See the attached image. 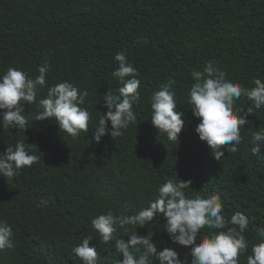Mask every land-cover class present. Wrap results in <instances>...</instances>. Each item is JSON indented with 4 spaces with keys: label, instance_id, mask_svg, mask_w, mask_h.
<instances>
[{
    "label": "trees",
    "instance_id": "1",
    "mask_svg": "<svg viewBox=\"0 0 264 264\" xmlns=\"http://www.w3.org/2000/svg\"><path fill=\"white\" fill-rule=\"evenodd\" d=\"M121 51L141 80V100L133 107L137 125L97 143L93 129L107 112L103 95L121 87L111 76ZM210 60L246 88L255 78L264 81V0H0V75L15 67L35 78L47 61V84L37 99L68 81L88 91L82 107L91 113L88 133L76 140L53 118H29L25 131L0 129V153L23 140L30 154H42L13 179L0 175V220L14 233V246L0 251V264H82L72 250L89 235L101 264H115L118 254L100 243L92 219L108 210L130 215L147 207L157 186L176 175L191 180L190 197L197 191L219 195L226 218L236 211L249 217L244 235L250 254L260 240L256 228L264 227V148L250 153L254 132L264 128V107L255 109L243 96L237 100L235 108H253L241 128L242 143L235 154L212 158L187 105L191 71H203ZM169 80L185 121L177 145L150 122V96ZM25 111L34 116L37 108L26 105ZM41 198H50L48 206L37 207ZM164 222L158 217L157 224L134 231L143 236L153 230L158 251L171 247L191 264V246L172 244ZM208 231L201 229V237ZM114 235L128 240L122 229Z\"/></svg>",
    "mask_w": 264,
    "mask_h": 264
},
{
    "label": "clouds",
    "instance_id": "2",
    "mask_svg": "<svg viewBox=\"0 0 264 264\" xmlns=\"http://www.w3.org/2000/svg\"><path fill=\"white\" fill-rule=\"evenodd\" d=\"M118 67L111 76L121 85L117 93L108 91L103 95L102 104L107 112L101 115L93 129V139L99 143L105 135L115 140L124 136V130L137 125L134 105L140 103L138 88L141 80L138 70L121 51L115 57ZM51 65L45 61L38 66V75L31 78L19 68L9 67L0 75V129H25L31 121L53 118L60 132L73 140L81 133H88L91 113L86 107L87 90H79L68 81L48 87L46 96L38 94L46 84ZM194 81L188 93L187 105L194 118L199 120L195 128L200 141L210 148V155L220 161L224 153L235 154L242 143L241 128L249 123L247 117L253 114V108H235L242 96L251 101L255 109L264 107V81L253 80L254 87L246 88L226 78V72L213 61L204 65L203 71L192 70ZM174 81L162 84L150 96V122L165 134L167 140L177 145L179 134L184 127L183 113L177 110L172 91ZM34 104L37 112L34 116L25 115V106ZM246 109V110H245ZM264 148V128L255 131L251 139L250 153L259 155ZM41 153L30 154L23 140L15 146H8L0 153V175L13 179L21 169L31 167L41 160ZM191 180L183 181L176 177L166 179L156 188V197L145 208L133 214L118 213L112 210L99 214L91 221V227L102 245H111L118 254L115 264H185L179 254L171 247L158 251L153 242V230L146 235H138L135 227L157 224V218L163 217V230L172 244L190 247L191 264H239V258L246 256V264H264V227H257L258 243L249 242L244 233L250 220L240 211L230 218L223 214L224 205L219 195L202 196L198 191L194 197L186 194ZM49 199L41 198L37 207H46ZM129 226L133 228L129 233ZM209 231L201 237L200 230ZM118 229L128 236V240L117 239ZM14 233L6 220H0V251L12 248ZM199 238V239H198ZM91 235L84 236L72 250L82 264H101L97 246H90ZM114 241V243H112ZM138 253V255H137ZM122 257V258H121Z\"/></svg>",
    "mask_w": 264,
    "mask_h": 264
}]
</instances>
